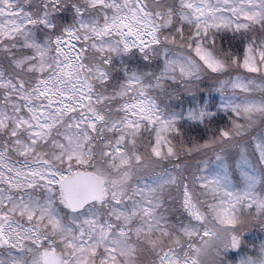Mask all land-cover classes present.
<instances>
[{"label":"snow or ice","instance_id":"6c2138e0","mask_svg":"<svg viewBox=\"0 0 264 264\" xmlns=\"http://www.w3.org/2000/svg\"><path fill=\"white\" fill-rule=\"evenodd\" d=\"M0 264H264V0H0Z\"/></svg>","mask_w":264,"mask_h":264}]
</instances>
